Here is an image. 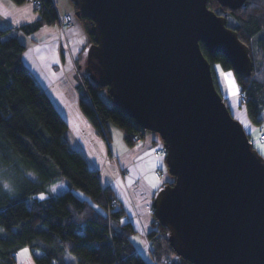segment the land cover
Segmentation results:
<instances>
[{
  "label": "water",
  "instance_id": "1",
  "mask_svg": "<svg viewBox=\"0 0 264 264\" xmlns=\"http://www.w3.org/2000/svg\"><path fill=\"white\" fill-rule=\"evenodd\" d=\"M72 1L92 22L90 78L166 150L174 179L151 210L174 253L191 264H264V158L217 91L200 43L241 78L253 71L248 47L208 0ZM216 1L233 10L246 0Z\"/></svg>",
  "mask_w": 264,
  "mask_h": 264
},
{
  "label": "trees",
  "instance_id": "2",
  "mask_svg": "<svg viewBox=\"0 0 264 264\" xmlns=\"http://www.w3.org/2000/svg\"><path fill=\"white\" fill-rule=\"evenodd\" d=\"M38 1L39 18L17 29L25 35L58 20L52 0ZM70 2L76 12L77 6ZM207 6L226 18V26L249 49L251 76L233 75L246 97L249 121L260 126L264 123V0H246L233 10L216 0H208ZM78 18L90 39L76 60L80 85L89 98L86 102L79 97V107L104 141L110 138L107 122L112 121L124 142L132 145L131 134L144 131L99 95L106 88L90 78L85 64L92 22ZM10 30L0 28V264H16V254L23 248L33 252L36 264H191L174 253L167 229L155 219L143 235L149 261L136 250L131 236L137 231L112 189L101 185L98 171L81 151L70 147L64 119L24 65L25 46ZM200 48L220 93L213 67L232 71L231 66L223 54L211 53L202 43ZM173 179L170 176L163 185ZM62 183L67 188L53 194L52 188Z\"/></svg>",
  "mask_w": 264,
  "mask_h": 264
},
{
  "label": "crops",
  "instance_id": "3",
  "mask_svg": "<svg viewBox=\"0 0 264 264\" xmlns=\"http://www.w3.org/2000/svg\"><path fill=\"white\" fill-rule=\"evenodd\" d=\"M52 1L57 22L25 35L17 29L37 20L39 13L30 2L16 4L12 0H0V28H10V33L25 46L22 61L64 119L70 147L83 153L89 166L98 171L101 185L112 189L135 231L144 235L151 230L154 220L153 196L170 181L163 143L155 133L146 132L138 141L127 145L119 131L121 148L111 152L110 143L106 147L79 107L75 92L81 83L73 84L78 73L76 60L89 43V36L75 17L70 0ZM66 16H72L71 25L62 22ZM228 72L224 74L231 78ZM107 128L110 136L114 124L108 121ZM158 171L164 174L162 178H157Z\"/></svg>",
  "mask_w": 264,
  "mask_h": 264
},
{
  "label": "rangeland",
  "instance_id": "4",
  "mask_svg": "<svg viewBox=\"0 0 264 264\" xmlns=\"http://www.w3.org/2000/svg\"><path fill=\"white\" fill-rule=\"evenodd\" d=\"M34 8H35V6H34ZM66 17H69L70 19H72V16H66ZM75 17H76V15H75ZM214 73H215V80H216L217 86L219 88L220 94L224 99L225 98L227 99V105H228L231 116L235 120H237L241 123L244 131L249 136L251 143L253 144L254 148L264 158V140L259 139V136L261 135V133H264V123L261 124L260 126H257V125L252 124L249 121L247 114H246V111L244 109L245 103L244 104L241 103V98H240L239 92L237 90L238 85L235 81V76L233 75V72L232 71L228 72L230 75H232L230 78L224 74L225 71H222V69L220 68L219 65H215L214 66ZM79 83H81V81H80V77L77 73L76 81H74L73 84L77 85ZM76 88L77 89H76L75 93H77V98L79 99V97H82L86 102H89L88 95H87L86 91H84V89L81 87V85L79 87H76ZM99 95L100 96L104 95L103 96L104 100L103 99L102 100L105 102V104H107L109 106H111L113 104L111 98L108 95L107 89H103L102 92L99 93ZM262 116L264 117V112H263ZM111 123H113V122L111 121ZM114 127H115V130H113L114 128L111 129L110 138L107 140V142L106 141L104 142L106 147L110 143V151L111 152H116L117 150H119L121 148V146H119L120 142H122L120 139V132H119L121 130L115 124H114ZM138 140H135V141L132 140V141L136 142ZM157 173H159V171ZM157 173H156V176H157ZM66 188H67L66 185L64 183H62L61 185L53 187L51 191L53 194H60ZM40 197L44 198V195H41ZM131 240H132L133 244L135 245L136 250L145 258V260L149 261L150 254H149L147 242H146V239L144 238V236L142 234L137 233V234H134L131 236ZM171 257L174 258V255L172 254ZM16 264H36L34 257H33V252H31L29 250V248H23V249L19 250L16 254Z\"/></svg>",
  "mask_w": 264,
  "mask_h": 264
},
{
  "label": "built area",
  "instance_id": "5",
  "mask_svg": "<svg viewBox=\"0 0 264 264\" xmlns=\"http://www.w3.org/2000/svg\"><path fill=\"white\" fill-rule=\"evenodd\" d=\"M28 2L32 3L34 6H37V5L40 4V2L38 0H28ZM62 22H65L68 25L72 24V20L69 17L63 18ZM237 90H238L239 96L241 98V103L244 104L246 102V97L243 95V93H242L241 89L239 88V86L237 87ZM141 136H142V134H137V133L131 134V138L134 141L140 139ZM259 139L260 140H264V133H261V135L259 136ZM162 153L163 154L166 153V150L164 148H163ZM163 176H164V174L162 172L157 173V177L158 178H162ZM115 202H116L115 200H112V204H115Z\"/></svg>",
  "mask_w": 264,
  "mask_h": 264
}]
</instances>
